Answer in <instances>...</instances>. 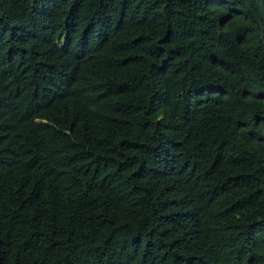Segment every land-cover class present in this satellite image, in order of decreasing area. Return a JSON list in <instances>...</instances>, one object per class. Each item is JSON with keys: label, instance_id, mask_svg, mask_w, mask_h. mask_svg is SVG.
Instances as JSON below:
<instances>
[{"label": "trees", "instance_id": "obj_1", "mask_svg": "<svg viewBox=\"0 0 264 264\" xmlns=\"http://www.w3.org/2000/svg\"><path fill=\"white\" fill-rule=\"evenodd\" d=\"M0 264H264V0H0Z\"/></svg>", "mask_w": 264, "mask_h": 264}]
</instances>
